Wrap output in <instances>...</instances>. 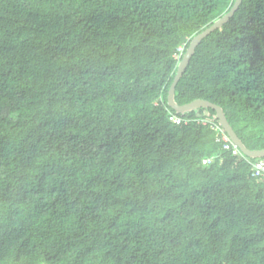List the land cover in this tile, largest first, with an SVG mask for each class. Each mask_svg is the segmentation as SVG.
I'll return each mask as SVG.
<instances>
[{"label":"trees","instance_id":"1","mask_svg":"<svg viewBox=\"0 0 264 264\" xmlns=\"http://www.w3.org/2000/svg\"><path fill=\"white\" fill-rule=\"evenodd\" d=\"M233 2L0 0V264H264L263 158L167 104L176 49ZM196 99L264 149V0L196 46Z\"/></svg>","mask_w":264,"mask_h":264},{"label":"water","instance_id":"2","mask_svg":"<svg viewBox=\"0 0 264 264\" xmlns=\"http://www.w3.org/2000/svg\"><path fill=\"white\" fill-rule=\"evenodd\" d=\"M241 0H234L231 8L223 14L220 18L215 20L210 26L206 27L201 32L194 35L188 43L181 59L179 60L175 74L173 76V80L169 86L168 93H167V104L168 106L177 114H183L185 112H189L195 109L204 108V109H211L215 112L216 117L218 119V123L223 129V131L227 134L230 140L238 147L243 155L248 158L252 159H259L264 158V149L259 150H249L247 149L241 140L237 137L236 133L228 123L226 116L222 110V108L208 100L203 99H196L189 103L179 105L174 101V90L176 83L181 78L186 65L189 62L190 57L192 56L196 46L200 43V41L205 38L208 34L213 32L214 30L220 28L223 24H225L237 10Z\"/></svg>","mask_w":264,"mask_h":264},{"label":"built area","instance_id":"3","mask_svg":"<svg viewBox=\"0 0 264 264\" xmlns=\"http://www.w3.org/2000/svg\"><path fill=\"white\" fill-rule=\"evenodd\" d=\"M183 48H184V45L179 46L176 49V52L178 54H181L183 51ZM169 119L175 124L186 123L187 121L190 120V118L185 120L180 117L173 116V115H170ZM194 120H196V122L201 123L202 125H207L210 129L214 130L217 134V141L221 142L222 148L224 150L229 151L233 155H240V156L243 155L241 151L238 149V147L230 140V138L227 136V134L223 131V129L218 123L211 121L207 119L206 117L194 118ZM207 161L208 160L203 161V163ZM251 176L264 178V158L259 159L255 162H251Z\"/></svg>","mask_w":264,"mask_h":264},{"label":"rangeland","instance_id":"4","mask_svg":"<svg viewBox=\"0 0 264 264\" xmlns=\"http://www.w3.org/2000/svg\"><path fill=\"white\" fill-rule=\"evenodd\" d=\"M183 53H184L183 51H182L181 54H178V53L176 52V54H175V58L180 60V59H181V56L183 55Z\"/></svg>","mask_w":264,"mask_h":264}]
</instances>
